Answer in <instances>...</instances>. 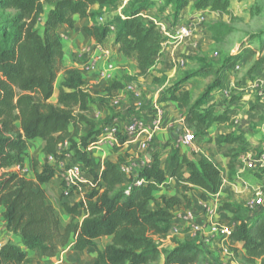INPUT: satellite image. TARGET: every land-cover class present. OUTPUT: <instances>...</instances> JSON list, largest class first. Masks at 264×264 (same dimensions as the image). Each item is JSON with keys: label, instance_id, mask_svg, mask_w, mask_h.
Masks as SVG:
<instances>
[{"label": "trees", "instance_id": "16d2710c", "mask_svg": "<svg viewBox=\"0 0 264 264\" xmlns=\"http://www.w3.org/2000/svg\"><path fill=\"white\" fill-rule=\"evenodd\" d=\"M117 1L0 0V206L4 207L2 216L6 228L19 237L26 248L38 249L50 256L56 255L67 244L72 251L94 247L96 257L92 264H206L204 249L195 240L168 238L174 218L171 210L178 204L176 198H163V206L156 204L152 207V202L155 200L154 191L167 187L169 178L178 180L186 207L189 206L186 192L194 185L207 193H217L223 184V174L213 159L202 157L198 168L182 158L170 170L169 167L162 168L157 157H152L150 163L138 170L137 178L143 179L139 185L133 175L121 170L120 161L106 159L99 173L93 168L88 148L95 143L105 121H95L89 114L92 103L104 104L105 100L93 98L83 89V80L77 69L63 68L62 40L57 30L61 25L72 27L75 15L80 18L94 15L90 10L94 4L103 10ZM231 1L161 0L160 7L169 10L176 19L187 6L192 11L226 13ZM152 3V0H129L122 11L123 18H117L119 23L114 33L109 31L111 21H95L84 27L98 43L114 34L124 56L136 53L138 73L124 77L128 82L136 77L149 76L166 46L165 37L156 24L144 18ZM40 21L41 28L37 26ZM248 50L254 53L252 49ZM237 57L239 59V56L226 55L218 67L204 64L199 59L200 65L182 72L173 81L166 75L153 76V85L164 86L159 100H172L180 105L184 123L194 137L205 135L214 122L233 124L226 111L219 112L214 103L206 106L205 103L210 91L222 85L225 70ZM62 70L64 75L57 100L52 103L49 99L54 82ZM194 76H213L196 98L189 91L181 90L184 82ZM122 87L120 81L113 79L106 84L105 91L110 96ZM35 137L43 139V151L52 155L55 161L62 160L68 151H72L92 176V187L84 193L81 201H69L77 186L66 194L62 192V206L73 221L80 209L83 212L80 221L66 225L64 230L60 217L46 202L45 192L40 187L50 181L57 167L49 161L44 163L41 171L34 167L35 180L26 178L20 170H11L13 166H23L27 142ZM123 139L120 138L119 143ZM218 140L239 143L227 153L228 179L232 180L238 157L248 151V143L240 130L220 135ZM65 144L68 147L62 149ZM255 174L261 179L264 167ZM201 197L204 200L206 196ZM222 208L231 213L230 244H242L246 262L252 264L259 260V264H264V210L251 212L246 203L235 202H226ZM104 236L111 239L100 248L96 239ZM166 239L171 246H164ZM29 261L27 253L12 240L0 248V264H28Z\"/></svg>", "mask_w": 264, "mask_h": 264}, {"label": "crops", "instance_id": "0c3cea01", "mask_svg": "<svg viewBox=\"0 0 264 264\" xmlns=\"http://www.w3.org/2000/svg\"><path fill=\"white\" fill-rule=\"evenodd\" d=\"M118 3V4H117ZM126 6V1L119 3L117 1L113 6L99 10L98 4L92 5L90 8L94 15L80 18L78 15L74 16V24L72 27L67 25H61L58 28V33L61 36L63 58V68H75L77 69L83 80V89L89 92L93 98H103L104 104L96 101L91 104L92 111L89 117L95 121L103 120L105 125L115 126L120 133L118 138H124L119 144H114L109 139H102L101 135L96 138L95 143L88 148L91 154L93 168L99 173L102 170L103 163L106 159L113 162L120 161L121 164L136 163L137 169H140L142 165L150 163L152 157H157L162 168L173 169L182 158H186L188 161L194 163L198 167V161L202 157L213 159L221 168L223 174V184L220 190L215 194H210L204 191L199 186H193V189L186 192L189 198V206H185V200L182 198L184 192L181 190L179 182L176 178L168 179V186L161 187L154 191L153 195L155 200L152 202V207L156 204L164 205L163 198L169 200L174 197L178 201V204L172 208L174 214L173 224L168 233V238L174 237L179 240H195L200 245V236L196 238L190 229L185 227L183 222V214L186 211H193L197 215V221L206 225L211 222L229 223L231 213L228 210L222 208L223 202H235L230 198L222 201V196H226V190H230L234 194L239 185V181L228 179L227 164L229 157L227 156L230 148H235L239 143H226L220 142L218 137L225 135L232 131L240 130L243 132V138L248 143V147H255L257 145L262 146L264 149V99H258L255 96L254 87L264 86V64H259L254 73L250 76H244L240 79L235 73L236 69L231 66L225 70L224 80L222 85L214 88L206 96V105L211 103L215 104V108L219 112L226 111L230 118L233 120V124L228 123H212L207 132L203 136H195L194 140L185 145L179 141L182 134L189 130L184 123L183 111L180 105L172 100L160 101V92L163 89V85H153V76L166 75L171 81L176 79L182 72L191 68L197 67L199 63V53L195 45L185 44L183 38L181 40H170L166 42V46L162 50V55L152 69L151 74L147 77H136L129 82L124 77H133L138 73V67L136 62V53H132L130 56H124L120 50L119 45L115 42L114 34H109L103 41L98 43L96 39L85 31V26H90L95 21L98 23H106L113 20V15L118 17L122 14L123 8ZM152 7V8H151ZM154 5H150L145 15V19H150L153 16L152 10ZM203 10L192 11L190 6L183 8L173 20L174 25L172 30L177 29L180 24H188L190 30L199 24V17L202 16ZM117 17V18H118ZM117 18L115 20H117ZM42 26V23H41ZM102 45L109 49L111 58L113 59L115 68L114 81H120L123 87L113 91L110 96L106 94L105 86L106 82L102 81L98 77V68L102 67L104 60L102 57L97 59V69L92 71H82L79 67V63L82 61H89L96 58L97 53L89 48H94L96 45ZM168 44V45H167ZM199 52V53H197ZM181 55L190 59V63L185 67L178 66V60ZM199 61V62H198ZM185 63V64H186ZM242 62L240 63L243 65ZM197 65V66H196ZM235 65V64H234ZM63 70L60 71L54 82V89L49 101L55 103L61 81L63 80ZM205 78L202 76H194L189 78L182 85L181 90L189 91L193 98L198 95L197 92H202L206 86ZM131 87V89H129ZM200 87V89H199ZM139 92L141 96L145 98L144 114L149 118L154 105L163 109V119L160 130L154 135L151 140L146 139V135L140 134L136 137L127 138L123 135V130L130 117L137 112L135 92ZM118 97L119 102L117 104L111 103L109 97ZM256 122H259L256 124ZM261 122V123H260ZM250 126L255 127L251 129ZM256 130L257 132L253 133ZM193 133V132H192ZM44 141L42 138L35 137L27 142L25 148L23 166H13L11 170H20V172L28 179L35 180L34 167L41 171L42 166L48 161V155L43 151ZM252 149H248L247 152L241 153L238 157V165H236V173H240L244 168H249L247 163L242 166L241 162L247 160L248 157L253 155ZM263 155V154H262ZM63 164L77 163L80 164L87 182L78 186L74 191L69 201L79 202L83 199L84 193H87L92 187V176L83 163L73 156L72 151H68L65 157L61 160ZM57 161H51L50 163L57 167L55 175L47 183L41 184L40 187L44 190L46 195V202L53 206L56 214L60 217L61 228L64 230L65 226L80 221L83 217V212L80 209L79 215L75 221L71 215H69L62 206V173L61 167L58 166ZM199 168V167H198ZM169 170V171H170ZM183 171L187 174V168L184 167ZM244 186V185H243ZM239 187L242 188L240 184ZM202 195H205V199H202ZM202 203L207 204L212 210V214L209 215L202 208ZM4 207L0 206V242H6L12 240L17 243L22 250H24L30 261L28 264H92L96 257V249L94 247H88L83 251H72L70 244H67L60 251L53 256L46 255L38 249H28L20 243L19 237L9 232L6 228V223L2 216ZM110 236H104L96 239V244L102 248L109 241ZM169 246H171L169 244ZM203 249L208 250L209 258L214 257L220 252V255L224 257L223 264L228 261L229 264H251L246 262L245 249L242 244L235 242L230 244V241L223 238L213 241L208 246L201 245ZM226 259V260H225ZM206 264H210L207 263ZM212 264H215L213 261ZM252 264H259V260H256Z\"/></svg>", "mask_w": 264, "mask_h": 264}, {"label": "rangeland", "instance_id": "374dc122", "mask_svg": "<svg viewBox=\"0 0 264 264\" xmlns=\"http://www.w3.org/2000/svg\"><path fill=\"white\" fill-rule=\"evenodd\" d=\"M119 3L123 4V1L127 2L129 0H118ZM154 9L152 10L153 16L150 19H146L149 22H166L172 28L174 25L173 15L169 10L162 9L161 0H152ZM118 4V3H117ZM126 6L123 8L125 9ZM152 8V7H151ZM123 11V10H122ZM121 11V12H122ZM203 20H199L198 26L194 27L191 30L190 35L187 39H184L185 44L195 45L198 49L199 59L202 60L204 64L213 65L218 67L222 59L226 55H235L239 56L231 62V66L239 65L235 70L237 77L240 79L244 76H250L251 73H254L259 64H264V0H232L229 10L226 13L222 12H211L208 10H203ZM118 16L113 15L114 21ZM145 17V16H144ZM41 21L38 23V27L41 28ZM211 26L215 28L210 29ZM168 45V44H167ZM248 49H252L254 53H251ZM186 56L181 55L179 60H183L184 64L182 67L187 66L190 63V59ZM259 59H262L261 62L254 66ZM199 62V61H198ZM243 63L241 65L240 63ZM186 63V64H185ZM201 61L197 63L200 65ZM235 64V65H234ZM196 65V66H197ZM181 67V65L178 64ZM230 66V67H231ZM229 67V68H230ZM213 79V76H208L205 78L206 85ZM264 88V86H262ZM200 89V87H199ZM201 94V92H197ZM144 105L145 98L142 96ZM259 122H256L258 124ZM261 123V122H260ZM251 129L255 127L250 126ZM80 132L84 133L82 129ZM257 132L256 130L253 133ZM264 141V136L262 135ZM254 152L251 156L253 159V166L249 168H244L242 172L236 173L234 169L233 179L238 180L242 185L241 189L238 187L234 194L230 190H226V196H222V201L224 199L230 198L233 201H238L239 203H247L251 200L255 203V208L258 210H264V175L261 179L256 177V171L261 167H264V160L261 159L262 154L264 155V149L262 146L248 147ZM247 152V151H245ZM248 162L247 160L241 162L242 166ZM238 165V164H237ZM244 185V186H243ZM226 202H223V204ZM197 216V215H196ZM200 235L196 234V238ZM222 237L218 236L207 243L206 246L211 244L213 241L221 239ZM229 241V239H228ZM164 246H169V239L164 240ZM204 245V244H201ZM205 246V245H204ZM208 250L204 249L205 262L212 264L213 261L215 264H223L224 257L220 255V252L217 253L214 257L209 258ZM226 260V259H225ZM224 264H229L230 261L227 259Z\"/></svg>", "mask_w": 264, "mask_h": 264}, {"label": "built area", "instance_id": "2783aa9c", "mask_svg": "<svg viewBox=\"0 0 264 264\" xmlns=\"http://www.w3.org/2000/svg\"><path fill=\"white\" fill-rule=\"evenodd\" d=\"M120 18H123V15L121 14L119 16ZM199 20H203V16L199 17ZM119 21H111L108 24L110 33H114L117 29ZM157 26V28L160 30L162 35L165 37V42H168L170 40H181L183 38H186L190 35L191 30L190 26L186 23L180 24L177 29L172 30L171 27L166 22H154ZM92 50L97 53L95 59H91L89 61H82L79 63V67L82 71H92L94 69H97V59L99 57H102L104 60V64L102 67L98 68V77L102 81L108 83L112 81L115 77V68L116 65L111 58L109 49L103 47L102 45L98 44L93 49L89 48L88 51L91 52ZM179 65L183 66L184 61L178 60ZM239 65H235V69H237ZM255 89V96L258 99H264V88L262 87H254ZM131 89V87H129ZM135 92V91H134ZM136 96V105H137V112L134 113L130 119L127 125L125 126L123 130V135L127 138L136 137L140 134L146 135L147 140H151L154 135L160 130L162 119L164 116L163 109L160 108L157 105L153 106V110L149 116V118L146 117L144 114V101L139 92H135ZM111 103L117 104L119 102V98L114 96L110 99ZM118 133L120 131L115 127L111 125H105L102 127L101 130V137L102 139H109L114 144H119V138ZM194 140L193 133L189 130H186L182 136L179 138V141L185 145H189ZM68 147V144H65V146L62 149H65ZM252 157H248L247 165L249 167H252L253 159ZM261 159L264 160V155H262ZM48 161H55L54 157L52 155H48ZM58 166L61 167V173H62V192L67 193L71 188L74 186H80L87 182V179L85 177L84 171L80 164L77 163H71V164H63L61 160L57 161ZM120 168L122 171H124L127 174L133 175L136 179L135 182L137 185L143 183V179L137 178V165L136 163H128V164H121ZM248 207L250 208L251 212L256 211L255 203L253 200L246 203ZM203 210L208 213L209 215L212 214V210L209 208L207 204L202 203ZM183 222L185 224V227L190 229L194 234L200 235L201 243L206 245L207 243L211 242L212 239L220 236L225 240H228L231 231H232V224L230 223H222V222H211L207 223L206 225H203L202 223H199L197 221V216L193 211H186L183 216Z\"/></svg>", "mask_w": 264, "mask_h": 264}, {"label": "water", "instance_id": "95a60500", "mask_svg": "<svg viewBox=\"0 0 264 264\" xmlns=\"http://www.w3.org/2000/svg\"><path fill=\"white\" fill-rule=\"evenodd\" d=\"M5 244V242H0V248Z\"/></svg>", "mask_w": 264, "mask_h": 264}]
</instances>
